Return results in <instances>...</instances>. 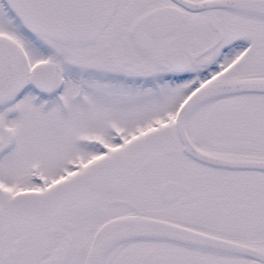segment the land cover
Instances as JSON below:
<instances>
[{"label": "snow or ice", "instance_id": "1", "mask_svg": "<svg viewBox=\"0 0 264 264\" xmlns=\"http://www.w3.org/2000/svg\"><path fill=\"white\" fill-rule=\"evenodd\" d=\"M0 264H264V0H0Z\"/></svg>", "mask_w": 264, "mask_h": 264}]
</instances>
